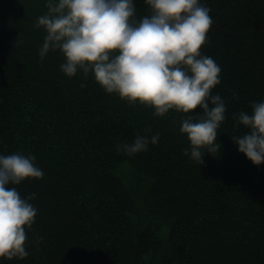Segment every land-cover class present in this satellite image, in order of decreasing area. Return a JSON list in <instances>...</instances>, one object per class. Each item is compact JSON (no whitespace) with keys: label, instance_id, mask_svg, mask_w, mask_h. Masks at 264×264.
I'll return each mask as SVG.
<instances>
[{"label":"trees","instance_id":"16d2710c","mask_svg":"<svg viewBox=\"0 0 264 264\" xmlns=\"http://www.w3.org/2000/svg\"><path fill=\"white\" fill-rule=\"evenodd\" d=\"M202 2L213 23L201 52L221 66L212 92L227 110L199 165L180 131L199 106L157 115L91 70L68 76L59 49L40 56L46 0H0V153L34 154L44 172L12 185L38 211L28 256L0 264H264V163L233 141L249 130L233 114L264 100V0ZM150 13L135 0L136 21ZM157 131L146 151L117 150Z\"/></svg>","mask_w":264,"mask_h":264},{"label":"clouds","instance_id":"9594fccd","mask_svg":"<svg viewBox=\"0 0 264 264\" xmlns=\"http://www.w3.org/2000/svg\"><path fill=\"white\" fill-rule=\"evenodd\" d=\"M151 13L134 19L135 0H46L48 11L37 18L46 35L40 48L43 57L59 49L65 59L60 69L72 76L91 70L108 93L129 103L150 105L157 115L170 109L202 112L188 115L180 131L190 148L186 154L199 165L205 151H218V129L226 118L227 105L212 89L220 83L221 66L201 52L213 23L211 8L202 0H144ZM237 121L249 130L233 136L238 151L255 165L264 163V100L252 103L251 112L240 111ZM150 131V129H149ZM159 132L137 134L118 151L134 155L155 144ZM35 155L15 151L0 153V258H24L26 227L35 220L37 208L16 187L26 178H42ZM36 193L31 196L35 197Z\"/></svg>","mask_w":264,"mask_h":264}]
</instances>
